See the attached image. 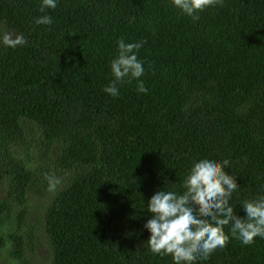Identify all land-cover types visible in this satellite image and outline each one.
Masks as SVG:
<instances>
[{
    "label": "trees",
    "instance_id": "16d2710c",
    "mask_svg": "<svg viewBox=\"0 0 264 264\" xmlns=\"http://www.w3.org/2000/svg\"><path fill=\"white\" fill-rule=\"evenodd\" d=\"M0 0V264H173L148 248L150 197L181 194L194 162L223 161L230 204L264 196V0L193 21L172 0ZM49 15L51 25H37ZM145 69L104 88L117 41ZM45 173L62 183L49 193ZM225 227V232H229ZM195 264H264V238H230Z\"/></svg>",
    "mask_w": 264,
    "mask_h": 264
},
{
    "label": "clouds",
    "instance_id": "9594fccd",
    "mask_svg": "<svg viewBox=\"0 0 264 264\" xmlns=\"http://www.w3.org/2000/svg\"><path fill=\"white\" fill-rule=\"evenodd\" d=\"M172 4L184 15L199 19V13L211 6H223V0H172ZM57 0H42L39 11L55 9ZM37 25H51L52 17L43 15L35 19ZM0 43L8 48L27 44L23 34L0 29ZM146 41H117L118 54L111 61L114 77L104 88L112 97H118L120 86L137 81V91L147 93L140 79L144 74L143 61L138 51ZM230 161L200 159L194 162L183 182L184 191L157 190L148 200L147 210L151 218L144 227L150 232L147 245L154 255H171L173 264H195L198 259H208L216 249L224 248L230 238H237L249 246L256 237L264 238V196L241 203L246 216H239L230 204L239 188L236 175L228 174L225 167ZM49 193H55L61 185L60 177L45 173ZM229 232H225V227Z\"/></svg>",
    "mask_w": 264,
    "mask_h": 264
},
{
    "label": "rangeland",
    "instance_id": "374dc122",
    "mask_svg": "<svg viewBox=\"0 0 264 264\" xmlns=\"http://www.w3.org/2000/svg\"><path fill=\"white\" fill-rule=\"evenodd\" d=\"M1 187H2V186H1V184H0V194L2 193V192H1Z\"/></svg>",
    "mask_w": 264,
    "mask_h": 264
}]
</instances>
